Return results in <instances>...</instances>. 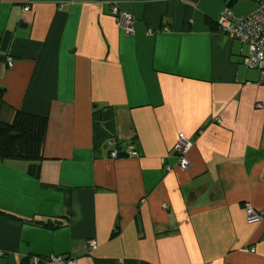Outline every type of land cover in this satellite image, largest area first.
Returning <instances> with one entry per match:
<instances>
[{
    "label": "crops",
    "instance_id": "1",
    "mask_svg": "<svg viewBox=\"0 0 264 264\" xmlns=\"http://www.w3.org/2000/svg\"><path fill=\"white\" fill-rule=\"evenodd\" d=\"M226 4L257 0H0V116L47 117L38 178L0 159V264H264V84L216 27Z\"/></svg>",
    "mask_w": 264,
    "mask_h": 264
},
{
    "label": "built area",
    "instance_id": "2",
    "mask_svg": "<svg viewBox=\"0 0 264 264\" xmlns=\"http://www.w3.org/2000/svg\"><path fill=\"white\" fill-rule=\"evenodd\" d=\"M257 3L256 9L246 15H238L230 6L224 5L219 11L217 25L221 32L248 45V54L243 56L242 62L247 68L258 70V83L264 84V0H257ZM108 5L116 25L122 28L126 35H131L133 33L134 17L130 13L121 10L116 2H109ZM28 9V6L23 8L24 11ZM5 63L8 67H11L13 65L12 58L10 56L7 57ZM257 106L262 107L264 104H257ZM190 147L191 141L184 133L180 132L173 148L178 155L177 167L180 170H186L189 166L186 154ZM119 154V150L114 145L109 152V156L116 158L120 156ZM123 155L136 157L138 152L134 149H128L123 152ZM165 168L168 171L171 169L170 166ZM244 210L247 222L255 223L261 220L262 212L255 210L249 203L244 204ZM89 247L95 248V242L89 241ZM42 262L76 264L74 258L65 255H50L44 258L36 256L32 258L31 264Z\"/></svg>",
    "mask_w": 264,
    "mask_h": 264
},
{
    "label": "trees",
    "instance_id": "3",
    "mask_svg": "<svg viewBox=\"0 0 264 264\" xmlns=\"http://www.w3.org/2000/svg\"><path fill=\"white\" fill-rule=\"evenodd\" d=\"M216 27L219 30L217 21ZM10 38L11 33L9 31H4L0 35V63L9 57L6 53ZM3 93L4 88L0 86V109L4 104ZM95 119L101 122L100 118ZM46 126V116L19 109L13 111L9 121L0 116V159L26 161L28 162L27 174L38 178L40 162L43 159L41 150ZM116 148L120 152L118 144ZM119 155L122 156L123 153L120 152Z\"/></svg>",
    "mask_w": 264,
    "mask_h": 264
},
{
    "label": "rangeland",
    "instance_id": "4",
    "mask_svg": "<svg viewBox=\"0 0 264 264\" xmlns=\"http://www.w3.org/2000/svg\"><path fill=\"white\" fill-rule=\"evenodd\" d=\"M257 5H258V3H257Z\"/></svg>",
    "mask_w": 264,
    "mask_h": 264
}]
</instances>
